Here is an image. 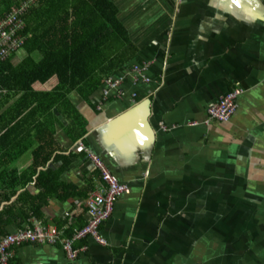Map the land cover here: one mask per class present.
<instances>
[{"label": "crops", "instance_id": "crops-1", "mask_svg": "<svg viewBox=\"0 0 264 264\" xmlns=\"http://www.w3.org/2000/svg\"><path fill=\"white\" fill-rule=\"evenodd\" d=\"M113 1L137 52L113 76L120 91L70 93L83 138L67 134L56 109L54 137L71 156L59 182L100 189L82 143L128 192L100 225L106 244L75 239L73 260L58 243L16 244L8 264H264V0ZM237 86L230 120L206 122L207 108ZM35 147L9 167L27 168ZM83 200L54 195L38 220L71 238L87 221Z\"/></svg>", "mask_w": 264, "mask_h": 264}, {"label": "trees", "instance_id": "trees-1", "mask_svg": "<svg viewBox=\"0 0 264 264\" xmlns=\"http://www.w3.org/2000/svg\"><path fill=\"white\" fill-rule=\"evenodd\" d=\"M22 1L0 0V18ZM23 18L30 34L24 57L16 63L13 54L0 59V236L41 218L54 195L88 196L86 188L59 182L71 156L54 137L55 123L60 125L54 110L68 119L67 134L81 140L86 120L70 93L88 100L137 52L113 0H35ZM52 77L57 82L43 88ZM35 144L27 168L9 167ZM58 161L62 165L51 170L49 163ZM29 184L38 192L31 194Z\"/></svg>", "mask_w": 264, "mask_h": 264}, {"label": "built area", "instance_id": "built-area-1", "mask_svg": "<svg viewBox=\"0 0 264 264\" xmlns=\"http://www.w3.org/2000/svg\"><path fill=\"white\" fill-rule=\"evenodd\" d=\"M35 0H24L14 6L2 18H0V59L4 60L14 55L22 48L26 39L30 36L25 31L24 14L28 7ZM146 69L144 65L134 66L132 71L141 73ZM121 79L114 77L107 78L104 81L103 94L107 95L112 89H119ZM242 92L240 87H234L226 94L222 95L216 102L207 108V119L209 121L226 122L230 120L236 110V98ZM77 151H86L88 157L92 160L94 167L99 171L100 189L88 194L84 204L87 212L86 223L77 229L71 238L63 235V230L56 226L46 225L38 219H29L21 227L3 236L0 239V264H8L11 256L10 247L16 244L40 242L48 244H61L66 256L73 260L78 256L79 249L73 247V240L92 237L99 244H106L105 238L100 233V225L110 216L116 198L123 193L128 192L126 184L120 183L103 162L94 154L90 153L82 143L78 144ZM85 247H82L84 249Z\"/></svg>", "mask_w": 264, "mask_h": 264}, {"label": "rangeland", "instance_id": "rangeland-1", "mask_svg": "<svg viewBox=\"0 0 264 264\" xmlns=\"http://www.w3.org/2000/svg\"><path fill=\"white\" fill-rule=\"evenodd\" d=\"M25 55V51L21 48L17 52H15L13 59L15 62H18Z\"/></svg>", "mask_w": 264, "mask_h": 264}]
</instances>
